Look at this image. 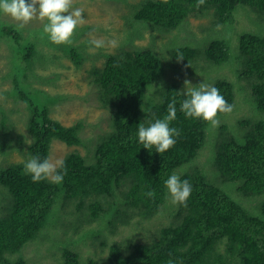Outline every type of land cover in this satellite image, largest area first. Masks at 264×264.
<instances>
[{
	"label": "trees",
	"instance_id": "obj_1",
	"mask_svg": "<svg viewBox=\"0 0 264 264\" xmlns=\"http://www.w3.org/2000/svg\"><path fill=\"white\" fill-rule=\"evenodd\" d=\"M197 3L198 0H144L132 15L136 21L172 31L191 16L212 11L208 15L211 33L204 39L205 46L202 49L189 44L178 46L172 51L173 68L180 61L178 53H182L180 62L184 65L195 62L200 55L214 65L229 61L231 45L225 35L233 31L226 30L224 38H220L217 26L230 27L235 22V10L243 4L253 7L261 17L262 30L241 33L238 48L234 49L238 50L234 60L241 62L236 63L237 80L243 78L245 82L220 78L213 85L234 106L233 110L239 88L240 99L250 102L251 98L257 111L253 107L249 110L260 116L237 118L235 130L225 122L219 123L212 165L217 181L230 183L242 196L252 197L247 201L238 198L255 210L258 206V213L249 212L218 184L210 182L198 163L179 175L192 186L186 206L171 203L165 180L182 165L195 161L212 127L203 120L186 118L180 111L186 92L178 84H166L159 98L148 95V89L163 79L165 72V61L163 64L160 55L149 47L124 45L115 52H96L105 56V60L90 70L89 78L98 89L100 105L110 113V130L97 140L91 162H86L77 151L64 156L67 173L61 184L50 180L34 183L23 172L25 162L37 154L41 160L48 159L54 139L68 145L79 144L83 125L81 121L63 124L50 116L47 107L34 105L19 89L37 49L34 41L23 38L14 25L4 23L0 37H6L15 49L12 90L18 97L24 94L28 102L31 114L27 130L32 139L27 147V159L0 168V185L9 199L4 206L5 213L0 216V264H27L22 253L25 245L41 236L49 223L61 219L59 209L66 199H75L80 210L86 208L85 221L102 218L110 230L115 228V220L128 224L133 215H140L136 224L140 225L144 218L152 217L163 208H169L170 219L174 220L160 226L150 242L112 241L103 260L88 257L82 261L76 250L64 248L62 260L57 264H168L169 261L173 264H264V197L261 202L253 197L264 195V0H205L199 8ZM74 46L65 47L72 62L79 66L83 58L80 49L84 45L79 42ZM172 99L177 101L176 119L170 127L179 129L181 135L163 154L156 153L154 148L144 149L137 142L139 124L147 127L165 116ZM6 123L4 115L1 125L8 137L11 133ZM123 182L129 183L125 189H121ZM148 191L155 192L154 199L145 195ZM105 227L98 231L104 232Z\"/></svg>",
	"mask_w": 264,
	"mask_h": 264
},
{
	"label": "rangeland",
	"instance_id": "obj_2",
	"mask_svg": "<svg viewBox=\"0 0 264 264\" xmlns=\"http://www.w3.org/2000/svg\"><path fill=\"white\" fill-rule=\"evenodd\" d=\"M144 0H73L74 8H82L85 23L78 26L73 35V42L70 48L81 42L84 47L80 49L83 54L82 62L75 66L67 54L69 45L52 44L47 35L43 33L44 22L33 20L21 31L23 38L34 41L37 53L29 73L20 82L19 89L22 90L28 100L38 107H47L51 117L59 120L63 124L71 125L77 121L82 122V129L79 133L81 142L76 145H68L65 142L54 139L50 144V160H62L71 151L79 152L86 160H93L94 147L100 136L105 135L110 130V113L100 105L98 89L90 81L89 72L93 67L101 66L105 56L96 55L101 50L104 53L115 52L118 47L129 45L135 47H149L157 52L164 64V78L154 83L147 91L155 99L160 97V90L174 82L187 92L192 87H199L200 83L213 86L220 79L244 83L245 80L237 74L238 37L243 32H259L263 25L260 16L249 5H240L234 12L235 22L230 27L222 28L217 26V33L220 38L225 31L231 29L225 35L231 45V59L223 64L214 65L205 62L200 55L195 62L184 65L177 61L173 68L174 51L178 46L189 44L191 46H205L204 39L211 33V10H206L198 16H191L187 21L175 30L166 31L154 28L147 23L134 20L132 13ZM259 17V18H258ZM12 24L17 28V24L10 17L0 14V30L2 24ZM87 26V27H85ZM85 27V28H84ZM1 32V31H0ZM213 32V31H212ZM92 39H104L106 46L90 51L93 47ZM116 40L118 46L112 48L107 46V42ZM6 37H0V168L5 164L27 159V147L32 136L27 130V123L31 114L28 102L24 94L21 97L13 93V54L15 49L7 43ZM29 42V41H28ZM32 43V42H31ZM72 46V47H71ZM169 63V64H168ZM190 85H185V81ZM236 109L230 114L222 115L221 123L229 124L232 129L237 118H259L254 111L255 108L251 98L250 102L241 100L242 94L239 88L236 91ZM256 110V108H255ZM257 111V110H256ZM7 118V131L2 125V118ZM237 130L239 128L236 125ZM218 127L213 128L206 135L205 145L195 161L186 163L176 169L174 174L180 175L192 169L197 163L203 168L207 179L218 184L225 190L231 198L239 202L251 213H258V206L255 210L248 204L243 203L238 197L249 200L252 197H244L238 193L230 183L218 182L213 165L214 142ZM211 133V134H210ZM216 177V178H215ZM128 182H123L121 189L127 188ZM261 202L264 195L253 196ZM6 190L0 185V216L5 213L4 206L8 203ZM56 199L55 207L57 206ZM61 219L49 223L42 230L41 236L28 242L22 253L27 264H57L62 260L64 248L76 250L82 261L88 257L103 260L109 252V245L112 241L121 243L122 241L150 242L156 235L160 226L168 225L174 219H170L169 208H163L150 218H144L140 225H136L140 220V215H133L128 224H123L119 220L114 221L115 228L110 230L100 218L99 221H85L86 208H78L75 199H66L59 209ZM105 225L107 227H105ZM105 227V231H103ZM102 229V231H98ZM93 234L88 235L89 232Z\"/></svg>",
	"mask_w": 264,
	"mask_h": 264
},
{
	"label": "clouds",
	"instance_id": "obj_3",
	"mask_svg": "<svg viewBox=\"0 0 264 264\" xmlns=\"http://www.w3.org/2000/svg\"><path fill=\"white\" fill-rule=\"evenodd\" d=\"M167 2V0H165ZM205 0H198L197 8L202 6ZM84 10L74 8L73 0H0V14L10 17L17 24V31L22 30L33 20L44 22L43 33L48 40L55 45H70L78 26L85 23ZM93 47L90 51L106 46L104 39H92ZM107 46H118L116 40L107 42ZM178 60H183L182 53L177 54ZM185 85H190L186 80ZM185 99L180 103V111L186 118L200 119L211 127L219 126V117L230 114L233 105L229 104L219 89L205 83L199 87H192L184 93ZM176 99H172L167 106V114L162 118L151 122L147 127L144 123L138 126V143L146 150L155 149L158 154H163L172 148L176 138L181 135L179 129L170 127V123L176 119ZM24 174L31 176L34 183L50 180L54 184H61L67 173L63 160H41L39 155L31 156L24 164ZM165 187L174 205L186 206L192 193V186L187 179L181 180L177 174H172L165 180ZM149 198L155 197L154 191L145 193ZM168 264H173L169 261Z\"/></svg>",
	"mask_w": 264,
	"mask_h": 264
},
{
	"label": "bare ground",
	"instance_id": "obj_4",
	"mask_svg": "<svg viewBox=\"0 0 264 264\" xmlns=\"http://www.w3.org/2000/svg\"><path fill=\"white\" fill-rule=\"evenodd\" d=\"M209 133V132H208ZM211 134V133H210Z\"/></svg>",
	"mask_w": 264,
	"mask_h": 264
}]
</instances>
